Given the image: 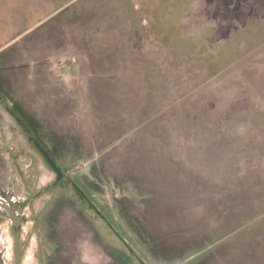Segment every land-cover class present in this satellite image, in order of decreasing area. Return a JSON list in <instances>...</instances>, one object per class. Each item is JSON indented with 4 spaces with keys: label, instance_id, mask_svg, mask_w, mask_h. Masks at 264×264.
I'll use <instances>...</instances> for the list:
<instances>
[{
    "label": "rangeland",
    "instance_id": "374dc122",
    "mask_svg": "<svg viewBox=\"0 0 264 264\" xmlns=\"http://www.w3.org/2000/svg\"><path fill=\"white\" fill-rule=\"evenodd\" d=\"M37 1L0 0V47L64 5L0 50L20 264H264V0Z\"/></svg>",
    "mask_w": 264,
    "mask_h": 264
},
{
    "label": "flooded vegetation",
    "instance_id": "af4514ba",
    "mask_svg": "<svg viewBox=\"0 0 264 264\" xmlns=\"http://www.w3.org/2000/svg\"><path fill=\"white\" fill-rule=\"evenodd\" d=\"M14 171L18 172V175H19V178H17V176L15 174L14 178L17 181V185L20 188V190L14 191V195L16 197L15 201H13L14 203L10 202V198H9L10 196H6L5 199L7 200V206L9 208H11V206H13V204H14V206L11 208V210H14L16 212V217L13 220L14 222L12 220L0 219V235H2V237L0 236V264H5L3 250L5 248H7V245H5L7 243V242H5L7 240L6 237H5L6 234L9 235V233L11 231V233L14 236L15 244H14V240H13L12 241V244H13L12 246H15V248H16V250H15V252H16V261H17L16 264H20V261L22 259V254L20 252L19 247L21 246V235L23 234L21 228H22L23 224L28 223L27 221H31L32 222V227H31L32 230L34 229V227L36 228V221L33 220V216L31 215L29 217V220H28V217H24L23 215H21V212H20V210L22 208H25V209L26 208H30L31 209V205L33 203L34 194L31 193L29 188H27L24 185L25 177H22V175L20 174V169H17V170H14ZM54 173L56 175V179L57 180H61L63 178V175H62V177H59V174H58V172L56 170H54ZM20 177H22V178H20ZM21 183L25 186V190H21V188H22L21 187ZM26 192L29 193V197H27V193ZM25 193H26V195H25ZM3 196L4 195L1 194V198H3ZM5 211L8 212L7 209H5ZM52 226L54 227L55 224H52L51 227ZM35 237H36V235H35ZM36 242L35 243L37 245L38 252L36 251V253H34L33 255L36 257V259H38L40 261L39 264H48V261H49V257L48 256L50 255L49 253H47L48 250H46V248L43 249V244H42V241L39 239V237L38 238L36 237Z\"/></svg>",
    "mask_w": 264,
    "mask_h": 264
},
{
    "label": "crops",
    "instance_id": "0c3cea01",
    "mask_svg": "<svg viewBox=\"0 0 264 264\" xmlns=\"http://www.w3.org/2000/svg\"><path fill=\"white\" fill-rule=\"evenodd\" d=\"M47 2H48L47 0H45L44 2L43 1L40 2V0H38L35 3H37V4H40L41 3L40 5L45 6L47 4ZM37 4H35V7L38 6ZM62 5L58 6L57 8L51 9V10L43 9L41 11V14H40L39 18L36 20V22L33 24V26H31L30 28H28L24 32L15 35L10 40L6 41L5 44L1 45L0 50H2L3 48L7 47L10 44H12L15 40L17 41L22 35H25L28 32H33V31L36 30L34 34L37 36L40 32H42L44 30V28L46 26L48 27V22L49 23L51 22L52 17L55 15V13L58 12V10L64 6V5L63 6ZM43 25H44V27H43ZM35 106H38V105L36 104ZM44 107L47 108V105L46 106L43 105L42 107L41 106L40 107H36L35 110L37 112L38 111H43L45 109ZM0 134H2V133L0 132ZM2 137L4 138L3 135H2ZM1 156H2V153H0V160H1ZM0 170H3L2 169V164H0ZM6 170L7 169H4L3 170V172H4L3 174H1V172H0V178L3 176L5 181H6V174H8V177H7V180L8 181L7 182L9 183L8 188L5 187L6 185L0 184V219H6V220H12L13 221L14 218L16 217V212L14 210H11V208L14 206V204H13V206H11V208H9L7 206V200L5 199V197L6 196H10L9 198H10V202L11 203H14L13 201H15V199H16V197L14 195V191H12V189H11V186H14V184H13V182H14L13 181V178L15 176V173H10L11 171L7 173ZM12 172H15V171L12 170ZM0 183H1V181H0ZM1 194L4 195L3 198H1ZM5 209H7L9 213L7 211H5ZM62 219H63V217H62ZM86 240H88V239H86ZM86 240L84 242L86 245L83 244L82 242L81 243L79 242L78 243V246H79V248H83V252L85 251V253H86L85 255H88L89 256L90 251L92 249H95L96 248V245H94L91 241H89V243H88V241H86ZM48 243H50L52 245L55 244V245H58L59 246L57 248V252L56 253L55 252L52 253L53 254L52 256L49 253L50 255L48 256L49 257L48 264H70V263H68V261L66 262L62 257H61L62 259H59L58 258L55 261V258L60 257V255L61 256L64 255L63 252H62V249H60V246H62L64 244V242H58V241L53 242V240H48ZM85 246H87V247L84 248Z\"/></svg>",
    "mask_w": 264,
    "mask_h": 264
},
{
    "label": "trees",
    "instance_id": "16d2710c",
    "mask_svg": "<svg viewBox=\"0 0 264 264\" xmlns=\"http://www.w3.org/2000/svg\"><path fill=\"white\" fill-rule=\"evenodd\" d=\"M55 170L58 172L59 177H62L63 173L61 172L60 168H58L56 165H53Z\"/></svg>",
    "mask_w": 264,
    "mask_h": 264
}]
</instances>
